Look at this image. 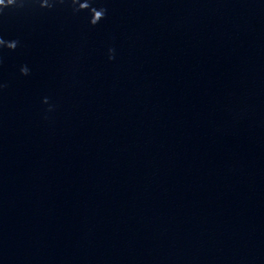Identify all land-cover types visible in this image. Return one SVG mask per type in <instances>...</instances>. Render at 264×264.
<instances>
[{
	"label": "clouds",
	"instance_id": "clouds-1",
	"mask_svg": "<svg viewBox=\"0 0 264 264\" xmlns=\"http://www.w3.org/2000/svg\"><path fill=\"white\" fill-rule=\"evenodd\" d=\"M96 12L97 13H100L101 15H100V17L98 18V19H94V18H92V20H91V23L92 24H96L97 22H99V20H101L102 18H103V10H96Z\"/></svg>",
	"mask_w": 264,
	"mask_h": 264
}]
</instances>
